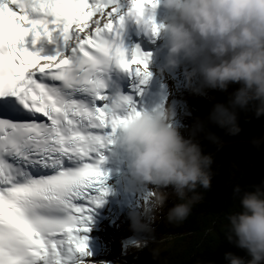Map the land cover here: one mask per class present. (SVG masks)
I'll return each instance as SVG.
<instances>
[{
	"label": "snow or ice",
	"instance_id": "6c2138e0",
	"mask_svg": "<svg viewBox=\"0 0 264 264\" xmlns=\"http://www.w3.org/2000/svg\"><path fill=\"white\" fill-rule=\"evenodd\" d=\"M146 6L157 0L126 11L119 0H0V264L87 254L83 233L107 192L103 151L139 114L111 73L150 77L148 54L121 39L127 17L158 33Z\"/></svg>",
	"mask_w": 264,
	"mask_h": 264
},
{
	"label": "clouds",
	"instance_id": "9594fccd",
	"mask_svg": "<svg viewBox=\"0 0 264 264\" xmlns=\"http://www.w3.org/2000/svg\"><path fill=\"white\" fill-rule=\"evenodd\" d=\"M169 15L161 22L159 32L167 49L165 68L175 69L183 62L191 65L184 76L188 83L199 76L203 85L226 90L229 83H239L231 108L216 105L211 114L228 135H238L240 127L234 109L254 106L257 117L264 116V0H159ZM170 107L155 111L140 110L122 122L114 143L127 154L129 174L137 181L155 185L151 197L150 219L169 195L178 203L167 210L169 223L188 217L193 205L203 196L197 188L211 186L212 157L202 154L198 143L184 138L172 126ZM216 141L215 137H210ZM257 143V141H253ZM171 186L172 193L162 189ZM239 207L227 217L230 230L226 238L247 251L245 260L226 253L228 264H264V181L254 191L241 193ZM190 194V195H189ZM133 227L150 232L147 224L132 214ZM153 258L159 248L151 250Z\"/></svg>",
	"mask_w": 264,
	"mask_h": 264
},
{
	"label": "trees",
	"instance_id": "16d2710c",
	"mask_svg": "<svg viewBox=\"0 0 264 264\" xmlns=\"http://www.w3.org/2000/svg\"><path fill=\"white\" fill-rule=\"evenodd\" d=\"M239 87V83H229L226 90L208 88L203 82L192 88L178 84L180 125L202 128L191 139L199 144L202 154L212 157L211 186L208 190L197 188L203 199L193 205L186 219L179 223L167 220L162 233L168 246L156 258L149 253L153 240L140 245L139 264H228L226 253L250 259L246 250L236 247L225 235L230 230L227 217L239 210L234 187L239 186L241 193L250 192L264 181V116L257 117L252 104L244 109L236 107L240 132L234 136L210 119L216 105L232 107Z\"/></svg>",
	"mask_w": 264,
	"mask_h": 264
},
{
	"label": "rangeland",
	"instance_id": "374dc122",
	"mask_svg": "<svg viewBox=\"0 0 264 264\" xmlns=\"http://www.w3.org/2000/svg\"><path fill=\"white\" fill-rule=\"evenodd\" d=\"M160 46H162V50H164V54H162L164 61L158 63L157 65L159 68V81L157 82V88L161 92V96H163L161 100V109L170 107L174 113L173 119L171 121L172 126L176 127L184 138H194L193 135L196 134L195 131H202V128H199L198 125H196L198 127H195L194 124L186 126V128L180 125L179 114L182 109L179 106V102L177 100L176 88L178 84L192 88L196 83H201L202 79L199 76H196L192 79L191 83H188L185 80L184 72L185 70L191 68V65L187 62H183L175 69L165 68L164 63L167 49L165 46L164 37L160 42ZM134 180L138 184H142L147 187L149 192L147 199H141L135 206L129 204L127 208L119 210L118 215L115 216L114 214H111L107 222L104 221L102 222L103 224L99 225L101 227H99V229L94 232L92 236V243L87 242V254L85 256L86 258L90 257V259H86V263L89 262V264H100L102 262L101 264H139L138 250L144 241L153 240L154 246L152 249L159 248L160 251L168 246V242L163 237L162 232L163 227H165L167 223V210L176 204L177 199L174 195H169V198L165 202L164 208L155 213L156 219L155 222H152L150 219L149 205L151 203L153 190L156 188V186L152 184L141 183L135 178ZM162 190L170 194L173 191L171 186ZM111 211H113V209ZM123 212L127 215L126 218H123ZM132 214H137L140 218V221L144 224H147L151 231H142L134 228L132 226ZM152 249H150V254H152ZM93 254L94 257L92 256ZM81 263L82 261L80 264Z\"/></svg>",
	"mask_w": 264,
	"mask_h": 264
},
{
	"label": "bare ground",
	"instance_id": "6f19581e",
	"mask_svg": "<svg viewBox=\"0 0 264 264\" xmlns=\"http://www.w3.org/2000/svg\"><path fill=\"white\" fill-rule=\"evenodd\" d=\"M119 3L121 8L125 11L131 7V0H119ZM159 6L161 5L159 0H157L156 9H158ZM151 9L153 8L151 7ZM168 15L169 13H167V11H160L158 12V15L156 14L152 16L153 22L160 27L162 17H167ZM158 34L164 37V34L159 31L155 36ZM163 61L161 54L156 53L149 56L147 70L150 73V77L147 82L141 85L138 89L141 98L140 104L136 106L138 111H155L162 108L161 100L163 96H161V92L157 88V82L159 81V68L157 65ZM114 161L117 166L122 168L123 175L108 187L106 195L102 198V203L96 206L91 213V221L88 224L89 231L83 233V235L86 236L88 243H92L94 232L101 227L99 225L103 224L102 222H107L111 214H114L115 216L118 215L119 210L127 208L129 204L134 206L137 205L141 199H147L149 194L147 187L138 184L134 180V177L129 174L127 154L118 146H116ZM112 209L113 211H111ZM126 217L127 215L123 212V218ZM92 256L94 257V254ZM88 258L90 259V257L86 258L84 254L76 253L74 258L75 264H80L81 261V264H89V262L86 263V259Z\"/></svg>",
	"mask_w": 264,
	"mask_h": 264
}]
</instances>
